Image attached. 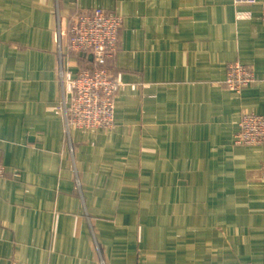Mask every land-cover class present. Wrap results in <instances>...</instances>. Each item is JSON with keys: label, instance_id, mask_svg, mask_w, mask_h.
<instances>
[{"label": "crops", "instance_id": "obj_1", "mask_svg": "<svg viewBox=\"0 0 264 264\" xmlns=\"http://www.w3.org/2000/svg\"><path fill=\"white\" fill-rule=\"evenodd\" d=\"M263 2L0 0V264H264V145L235 144L264 115ZM93 9L122 19L114 125L66 137L67 21Z\"/></svg>", "mask_w": 264, "mask_h": 264}, {"label": "built area", "instance_id": "obj_2", "mask_svg": "<svg viewBox=\"0 0 264 264\" xmlns=\"http://www.w3.org/2000/svg\"><path fill=\"white\" fill-rule=\"evenodd\" d=\"M257 0H233L236 5H254ZM264 20V2L261 5ZM69 48L89 57L77 72H58L64 133L80 129L111 128L114 125V94L118 80L104 69V62L117 50L121 17L103 9L85 11L68 19ZM254 82L251 70L239 63L228 65L224 84L235 92ZM235 142L244 146L264 145V115L247 113L238 123ZM5 169L0 164V177Z\"/></svg>", "mask_w": 264, "mask_h": 264}, {"label": "rangeland", "instance_id": "obj_3", "mask_svg": "<svg viewBox=\"0 0 264 264\" xmlns=\"http://www.w3.org/2000/svg\"><path fill=\"white\" fill-rule=\"evenodd\" d=\"M245 114H247V113H244L242 116H244ZM242 116H241V118H242ZM241 118H240V120H241ZM240 120H239V122H240ZM95 129H97V128H95ZM86 130H90V129H86ZM235 144L239 145L237 142H235ZM242 146H244V145H242ZM262 178L264 179V163L262 165Z\"/></svg>", "mask_w": 264, "mask_h": 264}, {"label": "trees", "instance_id": "obj_4", "mask_svg": "<svg viewBox=\"0 0 264 264\" xmlns=\"http://www.w3.org/2000/svg\"><path fill=\"white\" fill-rule=\"evenodd\" d=\"M77 55L80 56L79 58H82V59H83V56H84V55H79V54H77ZM64 135H65V133H64ZM65 136H66V135H65Z\"/></svg>", "mask_w": 264, "mask_h": 264}]
</instances>
